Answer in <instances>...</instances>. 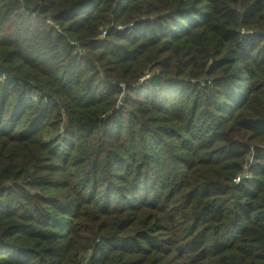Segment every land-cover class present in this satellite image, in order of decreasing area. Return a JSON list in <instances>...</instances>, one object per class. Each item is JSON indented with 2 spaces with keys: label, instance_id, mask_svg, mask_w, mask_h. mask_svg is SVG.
Here are the masks:
<instances>
[{
  "label": "trees",
  "instance_id": "16d2710c",
  "mask_svg": "<svg viewBox=\"0 0 264 264\" xmlns=\"http://www.w3.org/2000/svg\"><path fill=\"white\" fill-rule=\"evenodd\" d=\"M0 264H264V0H0Z\"/></svg>",
  "mask_w": 264,
  "mask_h": 264
},
{
  "label": "built area",
  "instance_id": "2783aa9c",
  "mask_svg": "<svg viewBox=\"0 0 264 264\" xmlns=\"http://www.w3.org/2000/svg\"><path fill=\"white\" fill-rule=\"evenodd\" d=\"M105 33V32H104Z\"/></svg>",
  "mask_w": 264,
  "mask_h": 264
}]
</instances>
